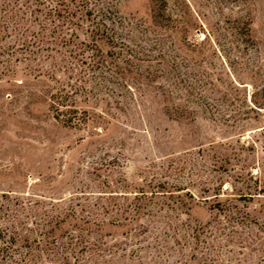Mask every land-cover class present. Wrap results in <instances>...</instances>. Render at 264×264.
Wrapping results in <instances>:
<instances>
[{"label": "rangeland", "instance_id": "1", "mask_svg": "<svg viewBox=\"0 0 264 264\" xmlns=\"http://www.w3.org/2000/svg\"><path fill=\"white\" fill-rule=\"evenodd\" d=\"M54 1L0 0V264H264V0H108L95 71L20 47Z\"/></svg>", "mask_w": 264, "mask_h": 264}, {"label": "trees", "instance_id": "2", "mask_svg": "<svg viewBox=\"0 0 264 264\" xmlns=\"http://www.w3.org/2000/svg\"><path fill=\"white\" fill-rule=\"evenodd\" d=\"M54 2L55 5H52L49 8V13H47L57 21L53 25L52 32L47 35V33L43 32L45 28H41L40 31L21 39L20 47L27 49V47L33 46L34 44L38 45L39 43L53 40L51 41L52 43L60 44L66 48L65 51L68 52V57L77 59V61L80 60L82 64L87 65L86 68L88 70L95 71L96 68H99L98 66L106 62L105 55L101 53L102 48L113 41L112 35L115 33L116 28V24L113 21L114 8L108 0H56ZM109 24H111L110 28L107 27ZM79 29H84L85 32H88L86 38L83 40H80L77 35L76 31ZM66 30L71 32L68 34ZM108 30L110 31L109 33H107ZM75 39L78 41H74ZM51 50H54L56 54L51 55L50 61L48 60V66L52 68V70L50 69L51 73H55V71L61 68L62 73L66 74V78H70L73 74L80 76V72L77 73L74 70L75 68L72 66L73 63L71 61L66 60L70 66L64 64V53L58 51L56 48H51ZM86 51L88 53L90 51V54L79 59V56L83 57ZM31 54H34V52ZM86 58L89 59V62H87ZM62 61L64 62L61 63ZM67 73L69 74L67 75ZM80 92H87L85 85L79 86L73 84L72 81H67L65 85L62 84L61 87H58L51 93L49 97L51 103L49 106L57 121L68 126H76L77 124L86 122L87 112L85 110H78L76 99L74 98L75 94ZM159 184L161 182L154 184L153 188L160 186ZM11 234L15 235L16 233L13 232ZM11 234H7L3 229H0V239L10 238L8 241L9 244H12L14 240L13 235L10 236ZM8 248L7 245L0 247L2 256L5 255Z\"/></svg>", "mask_w": 264, "mask_h": 264}]
</instances>
